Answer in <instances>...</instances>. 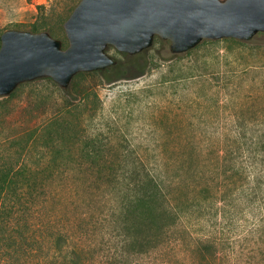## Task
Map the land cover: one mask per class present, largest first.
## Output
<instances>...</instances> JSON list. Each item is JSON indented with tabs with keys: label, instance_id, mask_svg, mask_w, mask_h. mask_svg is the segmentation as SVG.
I'll return each mask as SVG.
<instances>
[{
	"label": "rangeland",
	"instance_id": "obj_1",
	"mask_svg": "<svg viewBox=\"0 0 264 264\" xmlns=\"http://www.w3.org/2000/svg\"><path fill=\"white\" fill-rule=\"evenodd\" d=\"M64 1L0 0V35L44 23L66 49ZM207 41L189 55L159 37L138 55L109 47L116 65L73 89L75 79L65 91L42 78L0 97V179L9 173L0 264H72L61 237L75 264H251L264 255V193L242 176L264 135V36ZM146 172L163 177L166 204L185 216L140 252L124 239L145 241L149 230L124 225L121 175Z\"/></svg>",
	"mask_w": 264,
	"mask_h": 264
},
{
	"label": "water",
	"instance_id": "obj_2",
	"mask_svg": "<svg viewBox=\"0 0 264 264\" xmlns=\"http://www.w3.org/2000/svg\"><path fill=\"white\" fill-rule=\"evenodd\" d=\"M64 30L66 49L47 32L1 35L0 97L42 78L68 89L79 73L116 65L109 47L138 55L159 37L179 55L206 40L250 41L264 33V0H81Z\"/></svg>",
	"mask_w": 264,
	"mask_h": 264
},
{
	"label": "trees",
	"instance_id": "obj_3",
	"mask_svg": "<svg viewBox=\"0 0 264 264\" xmlns=\"http://www.w3.org/2000/svg\"><path fill=\"white\" fill-rule=\"evenodd\" d=\"M80 1L81 0L64 1L60 12L62 23L70 17ZM47 29H49V26L44 23H36L32 25V32H43ZM260 35L264 36V33H260ZM207 42L216 43L215 41ZM192 51L187 52V54H191ZM101 72L102 71H96L95 73ZM86 74L89 73H79L75 76V80L71 85L72 89L77 84V78ZM63 90L66 91L67 89ZM61 111L62 109L58 111V113ZM52 122L55 124L54 120ZM254 145L256 147L255 150L250 152V155H248V158L251 161V166L249 169L245 167L242 168V176H244L246 180H248V177L252 178L253 182L256 183L257 187L262 191V193H264L261 188L264 186V135ZM94 148H96V142L94 139H90L89 142H86V154H96ZM254 166L258 169L256 175H253L251 171L252 169L255 170ZM121 177L128 180L126 194L122 199L120 208V214L121 217H123L124 225L132 230L133 228L138 229L140 225L144 224L149 230V236L145 241L144 239L139 240L134 236H127L124 239V241H126L125 244L129 247V249L140 252L144 250L143 252H147L153 243L152 241L156 240V245L158 243H163L165 241V237L169 236L173 229H175L178 225L181 226L183 224V216L185 215H181V211L178 210V207L171 206L168 203V205L166 204V197L168 198V195L164 192L165 186L163 177L152 175L149 172H146L143 175H121ZM6 181L9 183V173L0 179V187L2 186V183L5 185ZM168 202L170 203L169 199ZM261 222L264 225V217L261 219ZM185 231L190 233L189 230ZM150 233L152 236H150ZM64 243H67L66 239H63L62 237L58 239V250H65L66 260L68 259L72 264H75L77 262V260H75L76 258H74L75 256L68 255V251L67 248L64 247ZM204 243H207L205 246H207L206 248L209 250L217 247L216 241L211 242L210 240H207ZM156 245H154V247ZM254 257L256 261L251 264H264V255L260 257L258 254H255Z\"/></svg>",
	"mask_w": 264,
	"mask_h": 264
}]
</instances>
